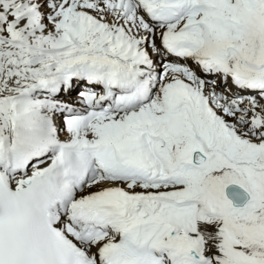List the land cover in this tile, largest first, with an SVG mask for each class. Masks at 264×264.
Listing matches in <instances>:
<instances>
[{"label":"snow or ice","instance_id":"obj_1","mask_svg":"<svg viewBox=\"0 0 264 264\" xmlns=\"http://www.w3.org/2000/svg\"><path fill=\"white\" fill-rule=\"evenodd\" d=\"M0 264H264V0H0Z\"/></svg>","mask_w":264,"mask_h":264}]
</instances>
